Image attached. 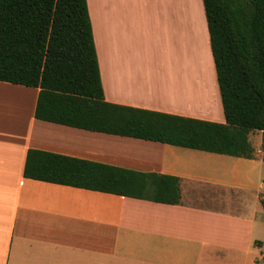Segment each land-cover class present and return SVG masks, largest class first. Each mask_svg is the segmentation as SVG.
I'll return each mask as SVG.
<instances>
[{
  "label": "crops",
  "instance_id": "1",
  "mask_svg": "<svg viewBox=\"0 0 264 264\" xmlns=\"http://www.w3.org/2000/svg\"><path fill=\"white\" fill-rule=\"evenodd\" d=\"M86 3L105 101L224 122L202 0ZM37 95L0 81V264H264L262 134L232 156L40 120ZM28 149L178 177L180 201L26 178Z\"/></svg>",
  "mask_w": 264,
  "mask_h": 264
},
{
  "label": "trees",
  "instance_id": "2",
  "mask_svg": "<svg viewBox=\"0 0 264 264\" xmlns=\"http://www.w3.org/2000/svg\"><path fill=\"white\" fill-rule=\"evenodd\" d=\"M202 1L224 122L105 101L86 0H0V81L38 88L35 118L86 130L245 158L258 130L264 162V0ZM23 175L166 204L181 197L178 177L38 149Z\"/></svg>",
  "mask_w": 264,
  "mask_h": 264
},
{
  "label": "rangeland",
  "instance_id": "3",
  "mask_svg": "<svg viewBox=\"0 0 264 264\" xmlns=\"http://www.w3.org/2000/svg\"><path fill=\"white\" fill-rule=\"evenodd\" d=\"M204 34H205V32H204ZM204 38H205L204 47H205V50H206L205 51V55L210 60L211 71H212V74H213V72H215L214 71V63H213V59H212V56H211V53H210V49H209V47H207V44H206V36H204ZM155 57H156V60H157L158 66H159V70L166 68V65L168 63V60L166 58V52L164 50H162L161 48L157 47ZM189 57H190V54H189ZM173 62L176 63V59L175 58H173ZM194 64H196V63L194 62ZM258 133L261 135L260 131H258V130L250 131L249 139L254 144L257 143L255 136Z\"/></svg>",
  "mask_w": 264,
  "mask_h": 264
},
{
  "label": "bare ground",
  "instance_id": "4",
  "mask_svg": "<svg viewBox=\"0 0 264 264\" xmlns=\"http://www.w3.org/2000/svg\"><path fill=\"white\" fill-rule=\"evenodd\" d=\"M202 64H203V67H204L206 73L208 75H210V77H211L210 70H209L208 65L206 64V62L204 63V59H203V63Z\"/></svg>",
  "mask_w": 264,
  "mask_h": 264
}]
</instances>
